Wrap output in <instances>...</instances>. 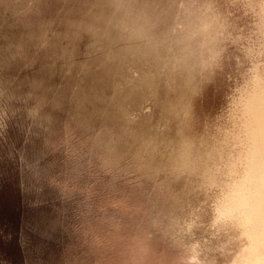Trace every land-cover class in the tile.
Returning <instances> with one entry per match:
<instances>
[{"label":"rangeland","instance_id":"rangeland-1","mask_svg":"<svg viewBox=\"0 0 264 264\" xmlns=\"http://www.w3.org/2000/svg\"><path fill=\"white\" fill-rule=\"evenodd\" d=\"M203 2L231 42L166 112L104 0H0V264H264V58L238 0Z\"/></svg>","mask_w":264,"mask_h":264},{"label":"clouds","instance_id":"clouds-1","mask_svg":"<svg viewBox=\"0 0 264 264\" xmlns=\"http://www.w3.org/2000/svg\"><path fill=\"white\" fill-rule=\"evenodd\" d=\"M240 11L251 20L250 36L241 37L246 53L264 58V0H238ZM170 17L182 16L191 25V43L182 34L163 28L161 6ZM104 28L122 43L133 58L158 61L161 64L159 81L164 91L175 100L163 101L167 112L179 103L182 90L196 91L197 82L219 68L225 45L231 42L232 21L218 9L207 8L203 0H104ZM171 83L172 87L167 88ZM129 135L139 137L141 130L128 125ZM187 144L178 149L176 164L187 155ZM154 214L146 223L153 224Z\"/></svg>","mask_w":264,"mask_h":264}]
</instances>
